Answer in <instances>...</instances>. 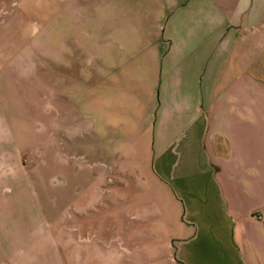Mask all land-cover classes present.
I'll return each mask as SVG.
<instances>
[{"label":"crops","instance_id":"obj_1","mask_svg":"<svg viewBox=\"0 0 264 264\" xmlns=\"http://www.w3.org/2000/svg\"><path fill=\"white\" fill-rule=\"evenodd\" d=\"M63 12L46 182L0 95V264H264V0Z\"/></svg>","mask_w":264,"mask_h":264},{"label":"rangeland","instance_id":"obj_2","mask_svg":"<svg viewBox=\"0 0 264 264\" xmlns=\"http://www.w3.org/2000/svg\"><path fill=\"white\" fill-rule=\"evenodd\" d=\"M64 1L0 0V42L8 48L10 69L8 77L0 76V95L20 129V166L41 182L49 176L50 49L55 42L63 47Z\"/></svg>","mask_w":264,"mask_h":264}]
</instances>
